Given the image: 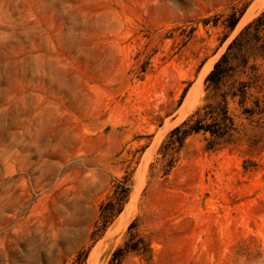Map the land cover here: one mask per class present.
Here are the masks:
<instances>
[{
    "label": "rangeland",
    "instance_id": "rangeland-1",
    "mask_svg": "<svg viewBox=\"0 0 264 264\" xmlns=\"http://www.w3.org/2000/svg\"><path fill=\"white\" fill-rule=\"evenodd\" d=\"M263 13L0 0V264H264Z\"/></svg>",
    "mask_w": 264,
    "mask_h": 264
},
{
    "label": "trees",
    "instance_id": "trees-1",
    "mask_svg": "<svg viewBox=\"0 0 264 264\" xmlns=\"http://www.w3.org/2000/svg\"><path fill=\"white\" fill-rule=\"evenodd\" d=\"M263 19H264V13L262 14L261 17H259L257 19V21L260 22ZM222 65H223V63H219L216 66L215 70L209 76L207 82L217 84L222 80V78L224 76V72L223 71L221 72V70L219 69ZM224 108H225V112L227 113V105L226 104H225ZM196 115H194V116H196ZM193 117L190 120L184 122L182 126L175 129L172 133V136H175L176 134H180L181 132H183L182 137L179 138L182 141L189 134L198 133L200 131V128H198L196 126L195 127L193 126V127L186 129L189 126L190 122H192ZM126 199H127L126 191L121 193V194H118L114 197L109 198L108 202L103 204L101 207L102 217H103V215L104 216L106 215L107 218H112L114 216V213H116V211L120 212L122 210L123 204L126 202Z\"/></svg>",
    "mask_w": 264,
    "mask_h": 264
}]
</instances>
